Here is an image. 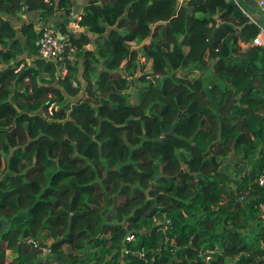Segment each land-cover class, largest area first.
<instances>
[{"label": "trees", "instance_id": "obj_1", "mask_svg": "<svg viewBox=\"0 0 264 264\" xmlns=\"http://www.w3.org/2000/svg\"><path fill=\"white\" fill-rule=\"evenodd\" d=\"M243 4L101 0L57 79L3 17L70 0H0V264H264V11Z\"/></svg>", "mask_w": 264, "mask_h": 264}, {"label": "crops", "instance_id": "obj_2", "mask_svg": "<svg viewBox=\"0 0 264 264\" xmlns=\"http://www.w3.org/2000/svg\"><path fill=\"white\" fill-rule=\"evenodd\" d=\"M92 4L100 5L101 0H70V6L66 10L57 9L55 10L54 14L46 20L41 18L40 11L28 12L24 8L21 12L17 13L16 15L4 16L3 19L8 20L12 24L13 28L18 31V33L20 31V27L23 24L32 23L35 29L39 26L49 25L53 27L54 29H56L58 33H59V30H61V28H65L67 31L66 34L62 35L61 33H59L63 40L69 39L70 36L72 35L73 36L77 34L87 35V37L90 39V44L87 45L85 49L81 51L73 52L74 60L78 63L79 71L81 72V65L84 59V53L87 50L93 51L95 49L94 41L96 39V36L88 33L86 29L80 27L78 25L79 21L77 20V18L84 13V10L86 7ZM183 5H184V0L181 2L180 7ZM242 48H245V46H242ZM24 50L26 51L25 47H24ZM19 59L25 60L28 66H32L35 60V56H31L27 52H25L24 56L19 57ZM143 60L144 58L141 59V62ZM2 68H5V67H2ZM99 68L102 69V66L100 65ZM131 104H134V103H131Z\"/></svg>", "mask_w": 264, "mask_h": 264}, {"label": "built area", "instance_id": "obj_3", "mask_svg": "<svg viewBox=\"0 0 264 264\" xmlns=\"http://www.w3.org/2000/svg\"><path fill=\"white\" fill-rule=\"evenodd\" d=\"M48 2L49 0H44ZM237 2V0H234ZM257 7L264 11V0H255ZM81 16L77 18L80 21ZM38 34V39L36 41L38 54L35 59L43 60L45 62H53L56 66L57 79L65 78L68 74V67L66 62L73 61V52L71 49L69 52H65L66 47H69L68 39L63 40L61 35L49 25L39 26L36 29ZM241 46H245L244 44H240ZM253 47H263L264 48V29H261L259 34L254 37L250 43ZM246 47V46H245ZM72 86L76 87V82H72ZM71 101V100H69ZM57 105L52 103L47 105L48 114L52 115V112L57 109ZM69 109V106L66 108ZM44 115V114H43ZM68 115H66L67 117ZM257 183L259 186H264V172L258 177ZM126 242H130L133 240V236L131 233L127 234L125 237ZM43 252L48 254V250L43 249ZM128 253V251H127ZM209 257L206 258V261Z\"/></svg>", "mask_w": 264, "mask_h": 264}, {"label": "rangeland", "instance_id": "obj_4", "mask_svg": "<svg viewBox=\"0 0 264 264\" xmlns=\"http://www.w3.org/2000/svg\"><path fill=\"white\" fill-rule=\"evenodd\" d=\"M243 1H245V0H238V2L240 3L241 6L244 5V4H243ZM26 61H27V60H26ZM142 63H143V65H144V70H148V68H149V64H147V62L145 61V59L142 61ZM178 75H180V74H178ZM190 76H192V78H194V77H199L200 75H199L198 73H191ZM129 102H130V103L137 104L138 99H137L135 93L132 94V95L129 97Z\"/></svg>", "mask_w": 264, "mask_h": 264}, {"label": "water", "instance_id": "obj_5", "mask_svg": "<svg viewBox=\"0 0 264 264\" xmlns=\"http://www.w3.org/2000/svg\"><path fill=\"white\" fill-rule=\"evenodd\" d=\"M183 0H176V5H175V9H174V12L173 14H175L177 11H178V8L180 7V4ZM141 50H142V46H139L136 48V51L138 52L139 54V58L141 57ZM141 74L138 75V77H140ZM220 134H221V124H220V121H219V118H218V137H220Z\"/></svg>", "mask_w": 264, "mask_h": 264}]
</instances>
